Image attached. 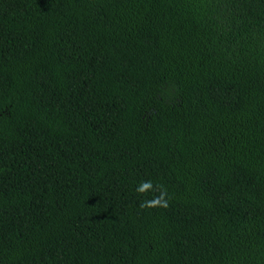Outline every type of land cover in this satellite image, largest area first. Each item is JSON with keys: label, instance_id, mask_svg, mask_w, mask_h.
I'll return each instance as SVG.
<instances>
[{"label": "trees", "instance_id": "trees-1", "mask_svg": "<svg viewBox=\"0 0 264 264\" xmlns=\"http://www.w3.org/2000/svg\"><path fill=\"white\" fill-rule=\"evenodd\" d=\"M0 264H264V0H0Z\"/></svg>", "mask_w": 264, "mask_h": 264}, {"label": "clouds", "instance_id": "clouds-1", "mask_svg": "<svg viewBox=\"0 0 264 264\" xmlns=\"http://www.w3.org/2000/svg\"><path fill=\"white\" fill-rule=\"evenodd\" d=\"M136 192L142 196L152 192L158 193L150 199H144L140 204L141 208H167L169 206L168 193L163 185H154L151 180L141 181L136 187Z\"/></svg>", "mask_w": 264, "mask_h": 264}]
</instances>
